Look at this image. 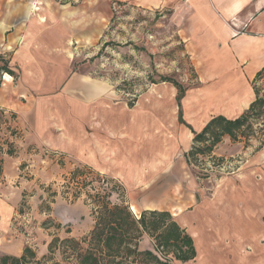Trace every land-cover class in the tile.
Segmentation results:
<instances>
[{"label": "crops", "instance_id": "obj_1", "mask_svg": "<svg viewBox=\"0 0 264 264\" xmlns=\"http://www.w3.org/2000/svg\"><path fill=\"white\" fill-rule=\"evenodd\" d=\"M94 2L98 0H0V45L7 49L8 44L21 42L8 63L10 69L17 70V76L14 79L4 74L0 81V122L11 123L16 130V136L9 140L13 154L6 153L5 144L0 156V258L19 257L26 245L38 258L45 255L50 229L42 223L47 219L59 224L60 239L79 240L92 230L91 209L79 198L71 200L56 192L48 203L49 211L42 209L41 204L48 200L41 185H54L77 166L98 172L111 168L139 169L136 152L141 150L143 130L149 135L148 148L163 145L165 139H158L162 134L176 140L182 137V143L187 140L190 146L192 131L199 133L211 118H228L232 109L253 100L249 82L264 67V0L135 2L146 8L161 5L169 12L167 21L177 38L174 43L181 44V55L187 57L195 74L180 101L182 120L190 128L179 124L178 113L173 116L175 109H170L169 121L138 110L127 113L123 106L111 113L108 86L107 96L104 92L106 83L79 75L74 55L70 56L65 46L79 35L93 34L94 12L109 20L108 4L104 6L102 2L98 8ZM32 3H40L41 9L30 11ZM68 8L75 10V14L86 10L90 14L89 26L79 27L77 16L67 15ZM66 84L70 88L68 95L45 92ZM30 91L35 94L33 100L23 102L21 96ZM172 93L177 95V90ZM111 146L118 153L115 164H111L109 157ZM53 152L64 154L62 161L48 159L45 153ZM144 163L149 165V159ZM245 180L239 188L235 178H227L228 188H222L217 193L219 198L213 200H197L195 196L192 203L186 194L175 198L171 189L165 198L156 197L165 200V211L192 238L197 256L203 251L201 233L214 232L219 239L238 238L242 242L257 239L260 222L254 212L261 196H255L253 183ZM239 193L248 197L229 199ZM261 235L264 238V230ZM145 239L149 244L141 249ZM139 248L153 251L154 242L143 236Z\"/></svg>", "mask_w": 264, "mask_h": 264}, {"label": "rangeland", "instance_id": "obj_2", "mask_svg": "<svg viewBox=\"0 0 264 264\" xmlns=\"http://www.w3.org/2000/svg\"><path fill=\"white\" fill-rule=\"evenodd\" d=\"M126 1L129 3L127 11L119 19L112 15V4L123 2V0H98V2H94V7L98 6V8L101 7L102 2L104 6L108 4L109 20L105 15L94 12L91 17L94 24L92 25L94 27L93 34L88 37L79 35L72 41L73 43H67L65 49L70 56L74 55L75 67L79 75L89 78L88 80H103L106 83L104 92L107 96L108 86L107 97L109 98L111 113L123 106L127 113L138 110L142 113H152L159 118L168 119V121L170 109H175L173 116L180 110L182 117L181 104L178 108L175 100L176 94L172 93L173 89L176 88L170 83L159 81L160 76H167L185 89L192 85L191 81L195 77L193 69L189 66V60L181 55L183 47L181 44L174 43L177 38L172 35V26L167 21L166 16L169 12L161 5L146 8L136 5L137 0ZM39 5L40 3H32L28 9L37 12L41 9ZM67 15L74 18L77 16L79 27L81 25L84 28L85 24L88 26L90 24V14L86 10L78 11V14H75V10L68 8ZM141 36L143 37L142 40L139 39ZM20 43L8 44L10 47L7 49L0 45V67L4 63L9 67L8 63L11 61L14 51L19 48ZM11 70L17 76V70ZM4 74L7 77V73L0 69V81ZM11 77L15 79V77ZM259 84L264 90V79ZM249 85L252 89L251 82ZM99 90L101 91V89ZM45 92L64 96L70 93V88L66 84L60 89H47ZM79 93L76 92V94ZM33 96L35 94L30 91L27 96L22 95L21 99L25 102V100H33ZM249 104L232 109L231 112L227 113L228 118H232L239 112L242 113ZM13 116L11 115V118ZM10 125L11 123L8 124L5 120L0 122V148L2 150L3 145L16 136V130ZM258 128L264 129V125L259 123ZM88 130L90 131V128ZM4 131L10 133V136H6ZM147 136L149 135L144 134L143 130L141 150L136 152L141 165L139 169L111 168L100 170V172L94 170L92 176L90 173L89 177L87 174H79L74 179H71V175L69 176L67 173L54 185L50 184L46 187L41 185V189H44L48 200L47 203L41 204V208L46 210L49 207L48 203L52 201L49 194L55 191L67 197H72V194L77 192L79 199L91 209L92 204H94L91 196L96 191L102 192L106 186L97 179L111 178L120 184L124 192V199L121 201H124L132 214L138 217L144 210L167 209L165 200L158 198H165L166 194L170 193V189L175 198L183 197V194H186V197L191 198L193 203L196 201V197L197 200L218 199L217 193L224 187L228 188L225 185L227 178H235L237 187L240 186L239 183L247 179L254 185V195L261 196V200L256 202L257 206L254 212L260 222L257 239L242 242L238 238L219 239L214 232L201 233L204 238L201 242L203 251L186 264H264V238L261 235L262 230H264V146L260 147L264 140V132H257L247 143L243 139L240 142H232L226 137V140L220 142L213 150L214 153L200 156L196 166H190L186 163L184 155L192 145L189 144L190 146H188L187 140L183 144L182 137L178 136L176 140L162 134L161 139H158L159 142L165 139L163 145H149L148 148ZM5 140H7L6 143ZM172 150L174 151L171 152ZM51 151L55 150L51 149ZM45 154L48 159L57 162L62 161L65 156L59 153L60 156L55 157L54 152ZM117 155L118 153L111 146L109 152L111 164H115ZM146 159H149V165H145ZM83 171L86 172L87 170L83 169ZM165 187L166 190L160 192ZM188 194L192 197H188ZM154 196L158 198L153 199ZM246 197L248 195L245 193H239L236 197L233 196L229 199L242 200ZM111 201L117 204L121 203L116 192H113ZM174 219L176 218L174 217ZM45 227L50 229L47 232L50 241L53 237H58L57 230L61 229L58 223L47 219ZM199 237L196 236L195 238L199 239ZM148 244V240L145 239L141 243V249L146 248ZM64 250L66 251L64 256L56 250L53 261L60 264H74L72 251ZM68 256L70 258H66ZM173 263H175L174 260ZM175 264L181 263L176 262Z\"/></svg>", "mask_w": 264, "mask_h": 264}, {"label": "trees", "instance_id": "obj_3", "mask_svg": "<svg viewBox=\"0 0 264 264\" xmlns=\"http://www.w3.org/2000/svg\"><path fill=\"white\" fill-rule=\"evenodd\" d=\"M0 69L7 75L16 77L5 63ZM263 79L264 67L254 75L251 81L253 101L238 117L228 119L218 115L211 118L199 133L192 131L194 134L192 145L184 155L188 165L196 166L199 157L210 155L214 147L225 136L229 137L232 142H240L243 139L247 143L257 132H264L263 128L257 129L259 123L264 125V90L259 84ZM159 81L170 83L176 88L175 100L180 108V100L185 89L167 76H160ZM178 114V121L185 124L180 110ZM6 145V153L13 154L12 143L8 142ZM262 146H264V140L260 147ZM2 153L0 148V156ZM83 169L89 172H84ZM89 173L92 176L94 171L87 167L77 166L68 175L74 179L79 174H87L89 177ZM97 180L106 186L102 192L96 191L91 196L94 200L91 208L94 225L86 238L76 240L70 237L63 239L53 237L47 245V253L40 258L30 246L26 245L21 256L4 255L0 258V264H60L53 261V255L58 250L64 256L66 254L64 249L72 251L74 264H172L173 260L185 263L195 258L192 238L168 211L144 210L137 217L132 214L128 205L121 201L124 199V192L118 182L111 178ZM113 192L118 194L121 203L111 201ZM56 194L54 191L49 195L54 197ZM78 198L79 195L76 192L72 194L71 200ZM46 210L49 211V207ZM42 225L45 226L46 221ZM143 236H148L154 241L153 251L139 248V242Z\"/></svg>", "mask_w": 264, "mask_h": 264}, {"label": "built area", "instance_id": "obj_4", "mask_svg": "<svg viewBox=\"0 0 264 264\" xmlns=\"http://www.w3.org/2000/svg\"><path fill=\"white\" fill-rule=\"evenodd\" d=\"M128 5H129L128 1L114 2L112 4V9H113L112 15H113V17L119 19L122 16V14L127 11ZM4 133L6 136H10V133H7L5 131H4ZM54 153H55V157L59 155V153H57V152H54Z\"/></svg>", "mask_w": 264, "mask_h": 264}, {"label": "bare ground", "instance_id": "obj_5", "mask_svg": "<svg viewBox=\"0 0 264 264\" xmlns=\"http://www.w3.org/2000/svg\"><path fill=\"white\" fill-rule=\"evenodd\" d=\"M163 190H166V187H165V189H162L160 192H162Z\"/></svg>", "mask_w": 264, "mask_h": 264}]
</instances>
